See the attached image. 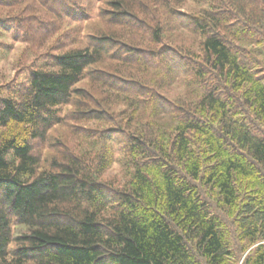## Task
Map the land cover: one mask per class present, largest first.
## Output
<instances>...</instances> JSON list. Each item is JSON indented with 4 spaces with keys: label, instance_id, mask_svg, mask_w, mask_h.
Listing matches in <instances>:
<instances>
[{
    "label": "trees",
    "instance_id": "16d2710c",
    "mask_svg": "<svg viewBox=\"0 0 264 264\" xmlns=\"http://www.w3.org/2000/svg\"><path fill=\"white\" fill-rule=\"evenodd\" d=\"M83 1L0 0L19 42L66 25L0 92V264H264V0ZM65 105L102 150L42 168Z\"/></svg>",
    "mask_w": 264,
    "mask_h": 264
},
{
    "label": "rangeland",
    "instance_id": "374dc122",
    "mask_svg": "<svg viewBox=\"0 0 264 264\" xmlns=\"http://www.w3.org/2000/svg\"><path fill=\"white\" fill-rule=\"evenodd\" d=\"M83 2L87 9L98 14L97 10L100 4L95 3V0H84ZM93 6L95 10H93ZM195 6L194 2H190L186 7L191 10L196 8ZM7 11L8 9L5 8L0 9L3 15H6ZM95 22L97 23V21ZM66 24H69L70 27L73 26L68 21ZM65 27L66 25L59 23V30L55 34H53V30L37 33L32 37L29 44H25L19 42L13 35L14 26L2 21L0 23V92L6 95L10 87L23 83L29 76L31 69L39 66L45 58L49 57L48 46L57 41ZM254 31L253 29L251 33L240 34L243 38L239 42L246 43V48L253 47L251 43L254 42V35H258V39L262 38ZM46 33H48L47 38H49L47 44ZM177 33L182 34V32ZM182 35L186 36L184 33ZM75 111V107L69 105L57 108L56 113L59 116L65 115L67 120L48 129L45 139L33 142L35 151L40 155L42 168H48L54 156L61 157L68 153L63 149L70 150L74 154L81 153L84 149L92 153L102 150V141L97 138L102 136V131L108 124L78 119L77 115L74 114ZM115 156L118 157L119 154L116 152ZM104 177L120 182L125 180V175L118 163L113 164Z\"/></svg>",
    "mask_w": 264,
    "mask_h": 264
}]
</instances>
